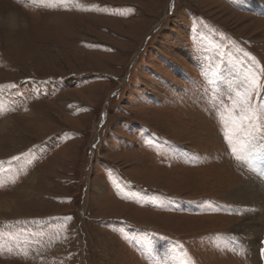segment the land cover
Masks as SVG:
<instances>
[{
  "label": "rangeland",
  "instance_id": "rangeland-1",
  "mask_svg": "<svg viewBox=\"0 0 264 264\" xmlns=\"http://www.w3.org/2000/svg\"><path fill=\"white\" fill-rule=\"evenodd\" d=\"M240 48L264 66V0H0V264H264Z\"/></svg>",
  "mask_w": 264,
  "mask_h": 264
},
{
  "label": "snow or ice",
  "instance_id": "snow-or-ice-1",
  "mask_svg": "<svg viewBox=\"0 0 264 264\" xmlns=\"http://www.w3.org/2000/svg\"><path fill=\"white\" fill-rule=\"evenodd\" d=\"M34 5H68L74 3L75 0H29ZM78 10H92L91 8H82ZM248 60L247 72L244 73L243 82L239 89L236 90L235 96L230 97L232 107H223V113L220 115V121L224 124L226 131L224 138L228 142V146L232 149L235 158L248 161L250 153L242 156L250 143V137L254 136L258 130L264 131V123L258 125L261 119V112H264V95L260 81L264 78V66L260 65L257 58L251 53L245 52L243 48L238 49ZM5 85H0V94H3ZM7 87L15 88L16 84H10ZM225 114L228 116V122L225 124ZM230 129V131L228 130ZM13 159H20L14 157ZM3 162H0L2 166ZM70 219V218H65ZM20 223V222H18ZM32 223H40V221H32ZM261 255L264 256V249H261Z\"/></svg>",
  "mask_w": 264,
  "mask_h": 264
},
{
  "label": "bare ground",
  "instance_id": "bare-ground-1",
  "mask_svg": "<svg viewBox=\"0 0 264 264\" xmlns=\"http://www.w3.org/2000/svg\"><path fill=\"white\" fill-rule=\"evenodd\" d=\"M254 148L250 147L248 149V153H250L249 162L253 164V166L256 168V171L259 174L264 176V152L259 147H254ZM258 188L264 190V184L263 183L259 184L251 180L248 183H245V185L243 186L235 187L228 194V197H230L231 199H234L236 201L241 200L243 202H246V204H248L249 206H252L251 210L253 212L249 214L248 220L250 219V224L248 227H253L255 226L254 223L258 222V217H257L258 210L254 209V207L258 209L259 207L264 205V199L259 197L260 194L258 193L259 192ZM235 232H236V227L234 229V233Z\"/></svg>",
  "mask_w": 264,
  "mask_h": 264
}]
</instances>
